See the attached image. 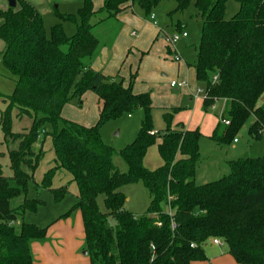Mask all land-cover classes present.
I'll return each instance as SVG.
<instances>
[{"label": "trees", "instance_id": "obj_1", "mask_svg": "<svg viewBox=\"0 0 264 264\" xmlns=\"http://www.w3.org/2000/svg\"><path fill=\"white\" fill-rule=\"evenodd\" d=\"M161 1L104 0L96 9L93 0H82L77 16L58 14L76 24L71 36L62 23L47 33L42 14L28 0L0 9V39L6 45L2 62L15 78L13 92L4 98L0 132L4 140L17 142L9 151L12 176L4 174L0 162V264H34L31 243L45 238L49 225L25 221L26 212L46 205L31 190L48 191L54 202H61L69 186L53 188L52 180L62 169L72 175L78 194L59 218L80 210L90 264H193L207 259L205 247L214 238L237 263L264 264V156L232 160L227 175L197 183L201 131L180 125L169 126L162 136L150 134V93L133 91L135 75L126 86L121 76L105 75L90 65L100 45L95 27L116 19L127 3L150 14ZM175 1L173 13H182L192 0ZM228 1L195 0L201 30L191 64L205 92L204 108L225 101L210 136L221 145L234 141L250 119V135L258 139L264 134V108L258 106L264 93V0H235L239 10L230 19ZM87 91L98 97L99 118L92 126L62 115L68 102L80 103ZM137 108L147 116L137 138L120 152L128 164L123 172L114 164L115 150L102 139L100 127ZM14 109L20 117L33 119L30 129L13 131ZM166 117L170 121L171 114ZM47 135L56 165L36 183L43 150L35 149ZM158 138L164 164L150 170L144 158ZM139 181L151 194L142 215L126 209L127 196L121 190ZM101 195L104 209L98 204ZM19 197L22 203L13 207L11 201Z\"/></svg>", "mask_w": 264, "mask_h": 264}, {"label": "rangeland", "instance_id": "obj_2", "mask_svg": "<svg viewBox=\"0 0 264 264\" xmlns=\"http://www.w3.org/2000/svg\"><path fill=\"white\" fill-rule=\"evenodd\" d=\"M42 14L44 26L47 33L50 32L51 26L56 23H62L65 32L71 36L76 32V24L70 21H62L58 14H75L78 15V9L82 0H28ZM95 0H93L94 3ZM177 6L175 0L161 1L150 14H146L137 4H134L132 13L135 17L142 20H151L150 15H156V21L161 29L169 36H173L179 32H186L187 37L176 43L172 50L176 49L182 58V66L193 64L195 60V46L200 42L201 18L197 15L195 0H192L189 7L182 13H173ZM8 7V0H0V9ZM239 10V3L235 0H230L227 3L226 18L230 19ZM160 39H158V42ZM164 40V52H162V61L174 63L172 54L167 49L168 43ZM6 45L0 39V116L1 112L6 108L7 103L4 101L5 96L10 95L15 86V78L5 68L2 62V55ZM155 48H157L155 46ZM147 79H143L144 83L141 86L142 92L150 93L153 108L151 110V123L153 134L162 136L163 132L171 128H177L182 125L185 128L200 129L202 136L200 139V161L197 167L196 180L197 183H202L203 179H219L227 175L230 168V161L247 157L264 156V134L256 139L249 133V127L252 123L250 119L243 128L238 132L236 138L238 142L233 140L227 144H218L211 139V134L217 122L216 115L221 109V101L210 108L208 112L203 109L201 99H204V94L196 95L193 102H189L187 97H181L179 93L170 87V78L162 77L157 69H153ZM182 74V73H181ZM135 75V73L133 74ZM136 78V77H135ZM128 79L134 89L135 80ZM79 79V78H78ZM173 80H182L183 78L174 76ZM128 84V85H129ZM154 85V86H153ZM202 91L203 87L200 85ZM90 92V91H87ZM81 97V101L71 100L68 102L62 112V115L69 119L77 121L81 124H94L98 121V97L91 99L90 97ZM136 92V91H135ZM18 110L12 112L14 132H24L31 128L33 119L28 116H17ZM171 114L170 121L166 115ZM146 111L143 108H137L123 114L116 119H110L104 122L100 127V133L104 142L110 145L114 150V164L123 172L128 171V164L120 155L129 144H131L139 135L143 121L146 119ZM168 118V119H169ZM150 132V134H152ZM45 136V135H44ZM44 137L42 136V139ZM160 138L149 147L145 158L144 165L150 170H155L164 164V160L159 152ZM17 142L13 143L10 140H4L2 131L0 132V151L3 156L0 158L3 172L6 176H12L13 171L10 167L9 151L17 148ZM43 150V156L39 162V166L35 172L34 180L36 183H41L45 173L56 165L55 152L53 150L52 137L47 135L43 141H38L36 151ZM71 174L66 170H59L52 180V187L69 186V194L61 201L53 203L52 194L48 191L35 189L31 190L32 195L39 193L41 198L46 200V205L43 206L38 213H29L25 216V221L36 223L40 226H47L53 219L59 217L61 213L67 212L75 202V196L78 194V187L75 182H72ZM68 177V178H67ZM205 183V182H204ZM71 185V186H70ZM127 196L126 209L132 211L136 215L145 213L151 201V194L142 181L134 184H128L121 189ZM12 206L16 207L22 203V197L13 199ZM98 204L101 209H104V196L98 198ZM166 209L167 206H164ZM20 225L17 224V228Z\"/></svg>", "mask_w": 264, "mask_h": 264}, {"label": "crops", "instance_id": "obj_3", "mask_svg": "<svg viewBox=\"0 0 264 264\" xmlns=\"http://www.w3.org/2000/svg\"><path fill=\"white\" fill-rule=\"evenodd\" d=\"M103 4L104 0L94 1V7L96 9L102 7ZM133 7L134 5L131 3H127L116 19L105 21L95 27L94 32L99 38L100 45L96 55L91 61V67L105 75L121 76L126 86L129 84L128 79L130 80L135 73L136 80L134 89L136 92H134L137 94L142 92L141 86L144 83L143 79H147L149 74H152V71H154L153 69H157L162 77H168L170 80H173L171 78L174 76L181 77L183 78L182 80L187 82L184 88L170 87L173 90L175 89L181 97H187L189 102H193L200 86L196 78L195 68L191 65H187L186 67L182 66V59L174 63L162 61L160 56H162L161 54L164 52V40L166 41V37L169 36V34L159 27L156 21V15L155 20H142L132 14L134 12ZM134 32L135 34H133ZM158 39H160L159 43H157ZM155 46L157 48H155ZM167 49L169 53L172 52L168 45ZM84 96L93 99L96 97V94L90 91ZM201 101L203 109L206 112L215 106L214 104L212 107L205 109L204 99H201ZM220 101L222 105L218 115H216L217 122L215 127L225 107L224 100H217L216 103ZM258 106L264 108V93L258 100ZM17 116H19L18 113ZM96 116L98 119V111ZM93 122L84 125L92 126L94 125ZM207 181L212 180L203 179L202 183ZM51 197L53 203H55L53 196ZM42 208L43 206L39 208L38 212H40ZM29 213L32 212H26L24 219ZM62 214L64 213H61L59 217ZM59 217L49 221V228L45 238L35 240L31 243L34 264H90L88 254L84 253L86 251L84 249L85 229L80 210H74L65 218L60 219ZM205 252L207 259L196 261L193 264H239L234 257L228 253L225 245L213 244L212 240L205 247Z\"/></svg>", "mask_w": 264, "mask_h": 264}, {"label": "built area", "instance_id": "obj_4", "mask_svg": "<svg viewBox=\"0 0 264 264\" xmlns=\"http://www.w3.org/2000/svg\"><path fill=\"white\" fill-rule=\"evenodd\" d=\"M150 18H151V20H155V14L154 13H152L151 15H150ZM133 34H135V32L133 33ZM187 37V33L186 32H179V33H176V34H174L173 36H167L166 37V41H167V43H168V46H169V48L171 49V51L172 52H170V54H172V59H173V61H181V59H182V57H181V55L176 51V49H174V50H172V47L176 44V43H178L181 39H183V38H186ZM215 79H216V77H215ZM187 85V82L185 81V80H172L171 82H170V86L172 87V88H184L185 86ZM199 93H203L204 94V97H205V92H204V90H200V89H198L197 90V94H199ZM224 123L226 124V125H228V124H230V121L229 120H225L224 121ZM152 134H153V132H151ZM238 141V139L237 138H235L234 139V142H237ZM212 242H213V244H216V245H222L223 243H222V241L220 240V239H218V238H214V239H212Z\"/></svg>", "mask_w": 264, "mask_h": 264}, {"label": "water", "instance_id": "obj_5", "mask_svg": "<svg viewBox=\"0 0 264 264\" xmlns=\"http://www.w3.org/2000/svg\"><path fill=\"white\" fill-rule=\"evenodd\" d=\"M8 5L9 7L15 8L17 6V2L16 0H8ZM84 253L87 254V251H85Z\"/></svg>", "mask_w": 264, "mask_h": 264}]
</instances>
